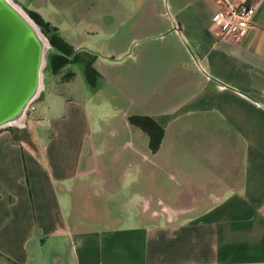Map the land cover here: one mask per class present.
I'll return each instance as SVG.
<instances>
[{
  "label": "crops",
  "instance_id": "obj_1",
  "mask_svg": "<svg viewBox=\"0 0 264 264\" xmlns=\"http://www.w3.org/2000/svg\"><path fill=\"white\" fill-rule=\"evenodd\" d=\"M246 1L104 10L108 35L138 30L107 52L62 32L104 50L99 76L0 128V264H264V0L239 41L213 22ZM132 113L163 125L157 151Z\"/></svg>",
  "mask_w": 264,
  "mask_h": 264
},
{
  "label": "rangeland",
  "instance_id": "obj_2",
  "mask_svg": "<svg viewBox=\"0 0 264 264\" xmlns=\"http://www.w3.org/2000/svg\"><path fill=\"white\" fill-rule=\"evenodd\" d=\"M19 2L25 9L34 10L35 8L42 9L44 16L41 14L44 21L49 24V26H57L59 28V32L63 35L64 32L66 35L73 37V39L80 38V40H85L87 42H98L101 44L103 49L106 46V52L109 48H116L122 45L123 34L126 30L129 36H134L138 30H135L132 22L135 20L134 18L131 20H126L124 24L118 25L114 24V28L116 29V33L114 36L108 35L107 29L103 24V19L98 18V16H102L104 10L108 11H126L128 13L139 11L143 9L148 4H152V1L160 2L166 9H168V1L169 0H16ZM15 1V2H16ZM16 2V3H17ZM18 4V3H17ZM32 8V9H31ZM35 11V10H34ZM40 27V25H39ZM113 28V29H114ZM41 29V27H40ZM48 35L47 41L48 46L46 50V56L44 60V65L42 69V85L44 83V87L41 90V94L39 98L36 100L37 110L31 111L35 115L43 114L44 111L48 109L49 105V97L56 96V92L58 90L72 94L73 88L72 85L68 82H64L66 78H64V74L68 70H73L77 72V86L83 84L86 80V74L83 69V65L80 62H71L64 66V68L59 73H54L51 68V55L54 53V50L51 45L50 36L53 35V30L49 27H46ZM43 32V30L41 29ZM44 33V32H43ZM45 34V33H44ZM127 35V36H128ZM128 36V38H130ZM136 40V39H135ZM134 40V43H135ZM104 44V45H103ZM133 44L130 46L129 51L132 50ZM85 48L96 51L102 55L104 50L99 49H91L90 47L85 46ZM63 80V81H62ZM74 81L75 85L76 82ZM41 85V86H42ZM94 100V99H93ZM92 100H90L91 103ZM96 102H102L100 97L95 98ZM94 101V102H95ZM139 114V113H132ZM141 114V113H140ZM31 113L29 114V116ZM11 129V128H10ZM24 130V128H18ZM44 132L42 133V137L47 136L50 133L49 127L46 126L44 128ZM123 141L118 143V145L112 146V153L119 154L123 150ZM102 180L99 179V184ZM103 183V182H101ZM148 192V191H145ZM116 196V195H115ZM149 195L144 194L143 199ZM98 198V197H97ZM154 205L157 203L153 201ZM119 210L107 211L110 215H115L116 213H120ZM135 212V211H134ZM109 217V216H107ZM100 218L96 222H103Z\"/></svg>",
  "mask_w": 264,
  "mask_h": 264
},
{
  "label": "water",
  "instance_id": "obj_3",
  "mask_svg": "<svg viewBox=\"0 0 264 264\" xmlns=\"http://www.w3.org/2000/svg\"><path fill=\"white\" fill-rule=\"evenodd\" d=\"M19 10L25 9L14 0H0V128L20 118L39 91L49 43L37 21Z\"/></svg>",
  "mask_w": 264,
  "mask_h": 264
},
{
  "label": "trees",
  "instance_id": "obj_4",
  "mask_svg": "<svg viewBox=\"0 0 264 264\" xmlns=\"http://www.w3.org/2000/svg\"><path fill=\"white\" fill-rule=\"evenodd\" d=\"M28 14L37 21L41 29L48 35L46 27L53 30V35L50 36L53 46L60 47L63 52L54 50L51 55V68L54 73H59L66 64L71 62H77L82 59V52L89 54V57L85 61V74L90 84L95 85L99 76V71L93 64L95 52L90 50H78L75 52V48L72 47L65 38L60 34L57 26H49L46 21L40 16L37 11L27 10ZM75 75V71L68 70L63 76L66 79L72 78ZM129 122L131 124L141 127L149 135V145L152 151H157L161 145L165 129L155 118L148 114H130Z\"/></svg>",
  "mask_w": 264,
  "mask_h": 264
},
{
  "label": "built area",
  "instance_id": "obj_5",
  "mask_svg": "<svg viewBox=\"0 0 264 264\" xmlns=\"http://www.w3.org/2000/svg\"><path fill=\"white\" fill-rule=\"evenodd\" d=\"M260 0H249L241 4H229L226 9H219L213 15V22L220 27L223 34H229L235 41H239L247 33L254 22V15ZM47 37V36H46ZM43 85L35 96L29 101L23 114L17 120L9 123L7 128H26L28 116L36 109V100L41 94Z\"/></svg>",
  "mask_w": 264,
  "mask_h": 264
},
{
  "label": "bare ground",
  "instance_id": "obj_6",
  "mask_svg": "<svg viewBox=\"0 0 264 264\" xmlns=\"http://www.w3.org/2000/svg\"><path fill=\"white\" fill-rule=\"evenodd\" d=\"M18 6V5H17ZM21 7V6H20ZM21 13H23L24 15H28L29 17H30V15L26 12V10H19ZM38 29H39V31H41V29H40V27L38 26ZM42 36L44 37V34H42ZM45 41H46V39H45ZM46 44H47V41L45 42ZM41 85H42V83H41Z\"/></svg>",
  "mask_w": 264,
  "mask_h": 264
}]
</instances>
